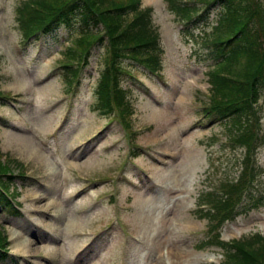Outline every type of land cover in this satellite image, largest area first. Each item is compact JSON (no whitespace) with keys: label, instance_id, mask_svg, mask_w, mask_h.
I'll return each mask as SVG.
<instances>
[{"label":"rangeland","instance_id":"1","mask_svg":"<svg viewBox=\"0 0 264 264\" xmlns=\"http://www.w3.org/2000/svg\"><path fill=\"white\" fill-rule=\"evenodd\" d=\"M24 1L0 0V94L10 97L0 101V158L17 163L13 175L26 173L6 179L18 188V212L0 208L10 240L0 264H221L220 247L201 248L213 227L196 209L225 174L237 175L244 149L225 121L203 117L210 84L194 55L201 37L188 40L167 0H141L161 34L163 67L143 77L146 92L127 86L131 120L123 122L94 108L103 50L68 90L58 75L77 31H61L59 45L24 46L16 18ZM197 24L194 35L203 28L211 39L217 23ZM259 107L264 134V96ZM256 155L263 199L264 141ZM219 231L225 242L264 235V202L240 206ZM19 235L30 240L27 254L15 251Z\"/></svg>","mask_w":264,"mask_h":264},{"label":"trees","instance_id":"2","mask_svg":"<svg viewBox=\"0 0 264 264\" xmlns=\"http://www.w3.org/2000/svg\"><path fill=\"white\" fill-rule=\"evenodd\" d=\"M167 1L178 22L183 24L181 32L188 40L194 37L202 40L200 49H196L198 55H194L197 62L208 67L210 102L202 106L203 117H209L210 122L225 121L228 133L234 138L230 141L244 149L235 163L237 175L230 178L225 174L219 188L200 198L201 204H209L198 213L212 221L213 227L209 228L210 238L201 247H220L224 255L221 264H264V235L251 234L225 242L219 231L222 224L235 219L240 206L258 208L264 202L257 186L261 165L255 156L264 141L259 107L264 96V0ZM22 3L16 8L23 33L21 42L33 47L45 41L57 45L61 31L76 30L75 47H69L63 59L68 61L63 65L67 85L71 88L80 82L84 64L94 49L100 47L102 68L95 84L94 108L114 117L117 113L123 122V118H130L127 86L132 91L135 87L147 88L143 77L159 76L163 67L164 48L152 8H142L141 0H25ZM199 21L207 26L217 23L211 39L205 38L209 34L203 28L194 35ZM199 30H202L200 34ZM15 164L8 156L0 158V186L8 191L11 182L7 185L6 179L16 177ZM19 171L18 177L24 178L25 171ZM2 187L1 207L17 212L5 195L8 191ZM15 194H19L18 189ZM8 244L7 232L0 226V262L7 259Z\"/></svg>","mask_w":264,"mask_h":264},{"label":"bare ground","instance_id":"3","mask_svg":"<svg viewBox=\"0 0 264 264\" xmlns=\"http://www.w3.org/2000/svg\"><path fill=\"white\" fill-rule=\"evenodd\" d=\"M22 4L23 3H20L18 5V7L21 6ZM21 143H23V142H21ZM169 159H171V158H169ZM17 239L18 240L15 243V251L22 252V253H26L27 254L28 251H23V250H25L28 247V245H29V242L28 241H30V240L28 239V241H25L24 239H20V235L18 236Z\"/></svg>","mask_w":264,"mask_h":264}]
</instances>
